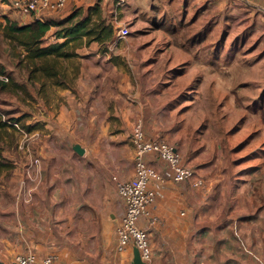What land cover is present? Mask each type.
<instances>
[{"label": "crops", "instance_id": "obj_1", "mask_svg": "<svg viewBox=\"0 0 264 264\" xmlns=\"http://www.w3.org/2000/svg\"><path fill=\"white\" fill-rule=\"evenodd\" d=\"M11 1L0 0V19L7 17L19 25L31 21L30 16L14 10ZM103 1L113 15L134 13L139 19L143 18L138 19L137 27L141 37L138 41L129 37L127 39L133 41L119 44L115 28V41L101 44L87 42L85 38L75 48L74 93L68 90L58 93L63 96L64 103L58 110L57 129L63 141L60 145L79 146L84 153L60 155L67 165L51 173L52 181L49 172H43L39 164L40 169H29L26 175L33 180L32 186L1 190L4 196H0V264H13L18 255L31 253L39 260L56 255L54 264H133L134 247L124 253L116 250L117 228L125 208L114 178L129 180L134 175V166H128L134 125L141 122L148 139L164 140L176 146L184 163L192 168L195 166L194 154L187 148V133L181 126L184 122L179 118L181 113L176 107L168 106L178 97L177 93L173 97L170 94L169 99L166 93H153V84L164 67H172L170 70L174 74L176 67H186L189 61L205 60L203 50L207 48V42L201 38L193 39L194 42L190 41L192 37L177 38V28L182 26L180 22L184 20L186 25L190 22L193 25V18L199 16L201 22L214 10L218 12V19L223 18L227 4L231 3L238 7L245 3L264 12V0ZM96 2L67 0V8L88 10ZM197 32H202L200 25ZM130 89L140 90V93H125ZM30 97L35 94L30 93ZM28 101L26 112L31 114L34 102L30 98ZM36 119L42 124L50 123L43 116ZM32 126L28 128L31 130ZM43 141L44 158H47L48 136H44ZM135 153L134 148V163ZM4 155L5 152L2 153L5 159L13 158L10 153ZM147 161L164 177L163 182L150 184L156 193V201L149 212L159 219L150 229L152 264H225L227 258L233 259L235 264H254L264 249V243L258 244L251 238L252 229L262 226L260 217L246 216L254 219L241 221L239 218L234 222V233L241 243L252 249L245 246L244 252H237L238 256L233 251V257L221 259L196 252L197 240L204 241L209 228L210 221L205 213L217 186L213 179L204 176L201 177L208 185L201 189L174 183L166 163L153 155L148 156ZM197 169L195 171L200 175ZM44 183L47 185L42 186ZM40 190L39 202L37 194ZM138 225L147 228V218H141ZM68 227L73 230V251L67 244L70 240ZM217 233L214 240L221 244L219 249L226 250V243H223L229 238L226 227ZM234 246L237 250L240 247ZM260 258H264V252Z\"/></svg>", "mask_w": 264, "mask_h": 264}, {"label": "rangeland", "instance_id": "obj_2", "mask_svg": "<svg viewBox=\"0 0 264 264\" xmlns=\"http://www.w3.org/2000/svg\"><path fill=\"white\" fill-rule=\"evenodd\" d=\"M102 8L108 22L113 23L117 30L128 27L129 37L138 41L141 37L137 33L140 17L134 13L122 16L121 12L113 15L105 2ZM71 11L60 12L50 20L60 22ZM84 12L88 10L84 8ZM217 13L210 11L201 22L197 16L193 25L180 26L177 38L194 36L200 25L207 36L208 47H216L218 59L214 62V53L206 48L203 50L204 61H189L186 67H176L174 74L170 70L172 67H164L158 81L153 84V93H166L167 99L170 94L173 97L177 93L178 97L168 106L176 107L181 113L179 118L184 121L181 126L188 136L187 148L194 154L195 166H192L195 170L198 168L199 176L213 179L217 186L205 213L210 221L207 234L204 241L197 240L195 247L196 252L221 259L234 256V253L219 249L221 244L214 240L215 235L226 227L229 230L226 236L229 237L234 231V222L239 218L246 221L254 219L246 216L260 217L262 226L252 229L251 238L258 244L264 243V12L245 3L241 7L231 3L227 4L223 18L218 19ZM4 26L2 19L0 64L5 67L9 82L0 84V196H4L1 190L9 187L32 186L33 180L26 175L29 169H37L39 164L43 172H49L52 181L51 173L67 165L60 155L78 153L73 145H60L63 141L57 129L58 110L64 102L58 93L62 90L74 93L75 48L83 42L78 40L62 49L73 54L70 58L56 59L51 55L32 59L25 47L4 36ZM57 29L54 27L48 33L42 47L64 41L54 36ZM118 40L119 44L133 41ZM207 54L211 59L205 57ZM30 93L35 97H30ZM125 93H140V90L130 89ZM29 98L34 102L31 114L26 112ZM41 116L50 123L37 121L36 118ZM31 125L33 128L30 130L28 127ZM46 125L47 128L44 127ZM44 136L49 140L47 158H44ZM132 145L128 148V166H135ZM3 152L4 156L10 153L13 158H3ZM41 196L40 190L37 194L39 202ZM67 229L70 239L67 244L73 251V230L71 227ZM239 245L244 249L242 243ZM244 245L250 247L246 243ZM234 252L236 255L238 250L234 249ZM262 252L264 249L258 254L259 258ZM262 260L261 264H264V258Z\"/></svg>", "mask_w": 264, "mask_h": 264}, {"label": "built area", "instance_id": "obj_3", "mask_svg": "<svg viewBox=\"0 0 264 264\" xmlns=\"http://www.w3.org/2000/svg\"><path fill=\"white\" fill-rule=\"evenodd\" d=\"M10 5L21 15L30 16L35 21H45L48 15L57 13L67 6V0H12ZM130 29L122 27L117 32L118 39H127ZM6 75H0V84L8 83ZM132 143L135 148L134 175L129 180L114 178L120 199L125 208L124 216L117 228L118 253H124L129 247L140 252L143 262L152 264L153 253L150 243V229L159 219L151 216L149 208L156 201V193L150 188L151 182H163V175L149 162L147 157L153 155L167 164L172 172V180L177 184H186L195 189L207 187L208 182L199 176L195 169L186 165L179 149L164 140L147 138L143 124L137 122L133 127ZM147 218L148 227L141 228L138 223ZM57 257L50 255L39 260L35 254L18 255L15 264H54ZM72 264V263H67Z\"/></svg>", "mask_w": 264, "mask_h": 264}, {"label": "trees", "instance_id": "obj_4", "mask_svg": "<svg viewBox=\"0 0 264 264\" xmlns=\"http://www.w3.org/2000/svg\"><path fill=\"white\" fill-rule=\"evenodd\" d=\"M103 0H97L95 5L93 7H90L88 9V12H84V8H76L72 7L70 9L67 8V6L61 10L58 11L55 14L48 15L45 19V21H35L31 19L28 23H22V25H19L17 22L12 21L11 19L4 17V36L17 42L19 45L25 47L27 51L30 53V58L36 59V58H46L48 56H54L56 59L58 58H70L73 54L67 51H62L65 47L69 46L73 42H76L79 40V42L83 41L86 38L87 42L96 41L101 44L111 43L115 41L114 35H115V26L113 23L108 22L107 18L104 16V11L102 8ZM72 11L66 15L64 19H62L60 22L54 23L50 19L53 15H56L60 12L71 10ZM95 17V18H94ZM94 18V19H93ZM193 22L196 21V19H192ZM180 24L182 26L186 25L185 21H181ZM192 25L190 22L189 25ZM2 25V20L0 19V26ZM174 25V24H171ZM188 25V24H187ZM58 28L54 36L58 40H64L62 43L58 45H49L47 47H42L43 40L48 36V33L54 28ZM202 32L194 33L195 35L192 36V40H199L200 38L203 40V42H207V36L205 34V31L201 30ZM194 42V41H193ZM209 43H207V48L210 49ZM216 47L213 46L212 52L214 53V57H212V60L215 62L218 59L219 54H215ZM218 52V51H216ZM207 58L211 59L209 54H207ZM211 61V60H210ZM211 61V62H213ZM48 72V71H47ZM6 70L4 65L0 64V75H5ZM227 209V205H226ZM227 216V215H226ZM225 217V215H224ZM229 229V226H228ZM204 230V229H203ZM229 234V230L227 231ZM226 233V235H227ZM227 237V236H226ZM230 240L227 238L224 239L223 243H226V251L232 252L236 247L234 246L239 243H241L240 237L234 233L229 236ZM227 239V241H225ZM232 242V243H231ZM243 248L245 247L244 243H242ZM240 246V245H239ZM246 249V247H245ZM244 252V249H241V247H238V251ZM232 257L231 255H229ZM253 262V261H252ZM263 260L261 259H255L254 264H261ZM225 264H235L233 259L227 258L225 261Z\"/></svg>", "mask_w": 264, "mask_h": 264}, {"label": "water", "instance_id": "obj_5", "mask_svg": "<svg viewBox=\"0 0 264 264\" xmlns=\"http://www.w3.org/2000/svg\"><path fill=\"white\" fill-rule=\"evenodd\" d=\"M75 150L79 154H83L84 153V150L81 147H79V146L75 147ZM13 264H15V263H13ZM133 264H146L145 262L142 261L141 256H140V252L137 249H135V251H134Z\"/></svg>", "mask_w": 264, "mask_h": 264}]
</instances>
